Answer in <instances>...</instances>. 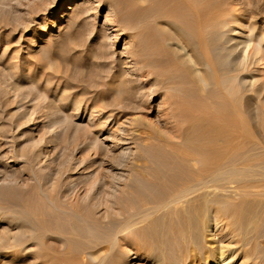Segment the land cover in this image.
I'll return each instance as SVG.
<instances>
[{"label": "rangeland", "instance_id": "obj_1", "mask_svg": "<svg viewBox=\"0 0 264 264\" xmlns=\"http://www.w3.org/2000/svg\"><path fill=\"white\" fill-rule=\"evenodd\" d=\"M209 1L239 31L264 32V0ZM65 2L0 0V264H148L128 242L154 216L123 228L137 207L127 215L120 200L132 185L158 193L144 187L143 161L165 160L152 141L171 135L184 108L173 117L153 75L127 62L134 14L113 0ZM150 4L147 19L161 7ZM252 154L263 176L264 152Z\"/></svg>", "mask_w": 264, "mask_h": 264}, {"label": "bare ground", "instance_id": "obj_2", "mask_svg": "<svg viewBox=\"0 0 264 264\" xmlns=\"http://www.w3.org/2000/svg\"><path fill=\"white\" fill-rule=\"evenodd\" d=\"M150 1L113 0L136 16L127 62L153 75L173 117L184 114L171 135L152 141L165 160H142L144 187L158 193L132 185L121 197L127 215L137 207L123 228L154 216L128 244L150 264H236L238 253L264 264V175L250 159L264 152V130L256 137L252 129L264 108V32L239 31L236 15L209 0H155L161 7L147 19Z\"/></svg>", "mask_w": 264, "mask_h": 264}]
</instances>
